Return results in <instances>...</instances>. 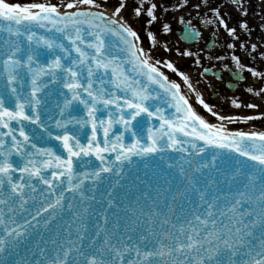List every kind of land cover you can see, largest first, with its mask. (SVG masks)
<instances>
[{"label": "snow or ice", "instance_id": "obj_1", "mask_svg": "<svg viewBox=\"0 0 264 264\" xmlns=\"http://www.w3.org/2000/svg\"><path fill=\"white\" fill-rule=\"evenodd\" d=\"M219 3L0 0V264H264V131L227 126L264 112L221 114L197 88L264 71L193 49L202 33L183 15V29L165 22L210 10L236 49L251 29ZM176 60L201 69L195 82Z\"/></svg>", "mask_w": 264, "mask_h": 264}, {"label": "flooded vegetation", "instance_id": "obj_2", "mask_svg": "<svg viewBox=\"0 0 264 264\" xmlns=\"http://www.w3.org/2000/svg\"><path fill=\"white\" fill-rule=\"evenodd\" d=\"M192 3H195V0H191ZM215 2V0H213ZM231 0H222V3H219V6L222 11L226 13L225 19L227 20L230 27L237 26L236 17L239 16L241 21L246 20L251 29L250 34H242L240 37V41L237 42L236 49H229L226 46L235 42L231 37L228 36L227 32L223 29L222 26H217L214 21V13L210 10H204L197 16V9L190 8L183 12H175L173 13L174 19L167 18L165 22H169L172 24L174 29L180 30L185 27V25L180 23V17L183 15L185 21L191 20L192 24L199 29L202 33L201 37L198 41L192 45L193 49H203L205 53L208 52H219L223 57H230L233 53L240 56L241 62L246 66H251L256 68L258 71H264V58L261 57L260 53L264 52V0H244V7L248 11V16H243L238 10H232L230 8ZM213 19V24L205 26L203 21L206 19ZM141 31L140 25L135 24ZM142 37L147 42V38L144 36L143 31ZM177 40L178 36L175 37ZM166 37L163 34L158 35V40L163 43ZM243 43L247 47L241 48L240 44ZM252 44L257 45V48L253 50L250 46ZM180 45L183 46L184 42H180ZM181 62L180 66L183 67V70L188 72L195 82L197 78L198 72L201 70L197 67H184V61L178 60ZM228 62L230 66H232L231 61ZM222 63L220 61H216L215 59L212 61H204L205 67H211L213 71L220 72L222 68ZM233 71L235 69L233 68ZM246 79L237 80L233 75H230L228 72H223V79H217L216 77L208 76L207 79H203L202 83L205 87H197L200 88L202 92L207 93V97L209 102L216 104L221 111V114L224 115H239L247 114V115H258V110L241 108L235 109L231 105V99L238 97L245 103H258L261 106H264V102H261L259 98L253 97L252 94L247 93L245 89L247 87H253L256 89L264 88V80H261L259 83H254L258 78L252 77L250 73L244 72L242 73ZM211 84V87L207 85ZM231 84L232 87L229 88L228 85ZM222 106V107H221ZM244 116V115H243ZM252 122V121H249Z\"/></svg>", "mask_w": 264, "mask_h": 264}, {"label": "rangeland", "instance_id": "obj_3", "mask_svg": "<svg viewBox=\"0 0 264 264\" xmlns=\"http://www.w3.org/2000/svg\"><path fill=\"white\" fill-rule=\"evenodd\" d=\"M9 2L24 4V3H33V2L41 3V2H45V0H9ZM50 2L58 4V5H63V4H66L67 2H69V0H50ZM98 2L102 3L103 9L106 8L107 11H109V12L112 11L111 0H98ZM61 10L62 11H68L71 9H67L66 7H61ZM133 27H135L137 29V31H140V29L135 24H133ZM141 37H142V32H141ZM142 39H143V37H142ZM143 42H144V46L147 48L148 42L145 39H143ZM165 58L167 59L169 57H165ZM174 62H176L178 64V66H180V64H181V62L178 60H176ZM181 68L183 70V67H181ZM184 91L187 92V89L185 88ZM262 112H264V107H262L259 110V113H262ZM236 114L239 115L238 113H236ZM241 115L247 116V114H243V113ZM209 119H211L212 122H214V123L218 122L215 120V118L209 117ZM225 123H227V122H225ZM246 123L245 124H241L240 122L229 123V124H227V126L231 130H241V131H245V132H261V131H264V119L254 120L252 122L248 121Z\"/></svg>", "mask_w": 264, "mask_h": 264}, {"label": "bare ground", "instance_id": "obj_4", "mask_svg": "<svg viewBox=\"0 0 264 264\" xmlns=\"http://www.w3.org/2000/svg\"><path fill=\"white\" fill-rule=\"evenodd\" d=\"M80 7H87V6H80ZM75 9H71V10H68V11H74ZM101 10H104L103 8Z\"/></svg>", "mask_w": 264, "mask_h": 264}, {"label": "water", "instance_id": "obj_5", "mask_svg": "<svg viewBox=\"0 0 264 264\" xmlns=\"http://www.w3.org/2000/svg\"><path fill=\"white\" fill-rule=\"evenodd\" d=\"M141 175H142V173H141Z\"/></svg>", "mask_w": 264, "mask_h": 264}]
</instances>
